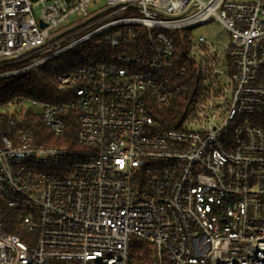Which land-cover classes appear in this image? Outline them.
<instances>
[{
	"label": "built area",
	"instance_id": "built-area-1",
	"mask_svg": "<svg viewBox=\"0 0 264 264\" xmlns=\"http://www.w3.org/2000/svg\"><path fill=\"white\" fill-rule=\"evenodd\" d=\"M98 36L61 99L3 105L0 264H143L132 237L153 264H264V0H0V79Z\"/></svg>",
	"mask_w": 264,
	"mask_h": 264
},
{
	"label": "trees",
	"instance_id": "trees-1",
	"mask_svg": "<svg viewBox=\"0 0 264 264\" xmlns=\"http://www.w3.org/2000/svg\"><path fill=\"white\" fill-rule=\"evenodd\" d=\"M106 41L103 37L98 36L84 43L79 48L61 55L60 57L49 61L42 67L31 70L17 77L0 79V122L6 126L8 114L3 109V105L15 98H31L44 101H58L62 98L59 91L50 83L51 77L55 73L65 72L74 69L81 61V55L86 53L89 57H99L101 49L106 48ZM19 102V101H18ZM175 111V110H174ZM173 111V113H174ZM178 114V111H175ZM26 124L33 131L36 142L45 145H62L69 146L74 144L76 122L71 121L68 125L65 138L60 139L52 135L43 124L40 114L34 110L26 111ZM3 216L11 225L7 229L12 232H18L17 228H13L14 218L10 211L4 209ZM13 223V224H12ZM130 252L132 254L146 253L147 259L143 264H153L152 245L137 238L132 237L130 241Z\"/></svg>",
	"mask_w": 264,
	"mask_h": 264
},
{
	"label": "rangeland",
	"instance_id": "rangeland-1",
	"mask_svg": "<svg viewBox=\"0 0 264 264\" xmlns=\"http://www.w3.org/2000/svg\"><path fill=\"white\" fill-rule=\"evenodd\" d=\"M232 1H246V0H232ZM218 30H219V24L213 23L210 27H198L193 31V33L194 34L207 33L208 35L211 36L213 33H216ZM221 37L224 42H227L230 39L228 33H222Z\"/></svg>",
	"mask_w": 264,
	"mask_h": 264
}]
</instances>
